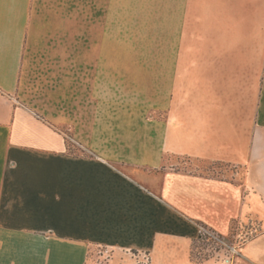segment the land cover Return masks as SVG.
<instances>
[{"label":"crops","instance_id":"1","mask_svg":"<svg viewBox=\"0 0 264 264\" xmlns=\"http://www.w3.org/2000/svg\"><path fill=\"white\" fill-rule=\"evenodd\" d=\"M192 77L199 136L174 113ZM169 153L243 179L183 175ZM251 214L264 219V0H0V264H93L101 248L110 264H264V230L191 253L189 218L225 236Z\"/></svg>","mask_w":264,"mask_h":264},{"label":"rangeland","instance_id":"2","mask_svg":"<svg viewBox=\"0 0 264 264\" xmlns=\"http://www.w3.org/2000/svg\"><path fill=\"white\" fill-rule=\"evenodd\" d=\"M180 93L181 98L174 106L177 108L174 112L175 117L190 125V129L192 128L199 136V80L192 77L189 80V84L182 87ZM186 114L188 116H186ZM165 164L170 170L178 171L186 176H195L199 178L200 174L222 178L230 173L233 174L236 183H241L243 179V170L239 166H228L227 164L218 162L204 161L199 159V155L169 153L165 156ZM189 219L194 220L197 225L201 226L202 238H196L191 248V253L195 261L212 256L234 254L238 245L264 230V227H261V223L264 219L261 220L253 214L247 218H236L231 220L229 233L225 236L208 228L199 219ZM96 252L97 254L93 264H110L108 260L109 251H107L106 248H101ZM145 259H147L146 263H144V260H141L139 264H148V258L145 257Z\"/></svg>","mask_w":264,"mask_h":264},{"label":"built area","instance_id":"3","mask_svg":"<svg viewBox=\"0 0 264 264\" xmlns=\"http://www.w3.org/2000/svg\"><path fill=\"white\" fill-rule=\"evenodd\" d=\"M233 249H234V248H233ZM234 250H235V249H234ZM146 260H147V259H144V261H145L144 263H146Z\"/></svg>","mask_w":264,"mask_h":264}]
</instances>
